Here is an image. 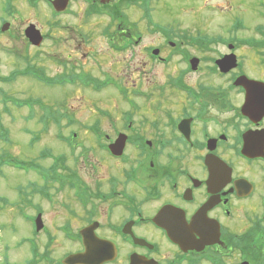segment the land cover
<instances>
[{
    "label": "flooded vegetation",
    "instance_id": "1",
    "mask_svg": "<svg viewBox=\"0 0 264 264\" xmlns=\"http://www.w3.org/2000/svg\"><path fill=\"white\" fill-rule=\"evenodd\" d=\"M19 1L37 19L22 17L15 26ZM45 1L48 18L38 12ZM167 1L0 0V44L14 39L25 44V78L97 94L107 90V99L122 103L130 95L144 97H133L120 112L97 103L99 110L94 105L96 114L87 124L73 112H55V122L65 119L66 127L74 128L61 134L71 138L74 162L54 178L70 193L58 209L61 224L50 229L39 199L51 205L54 195L46 169L40 173L43 181L23 213L35 247L25 239L16 242L27 247L22 264H66L68 256L86 251V229L94 252L85 264H264V0H226L228 15L221 11L213 19L206 0H177L184 9L176 24L175 18L160 17L173 14ZM184 18L196 27L180 29ZM94 37L113 54L139 58L144 67L172 69L163 81L154 77L147 89L137 81L130 87L103 68L104 57H98L96 68L85 69L79 61L70 63V55L64 61L57 49L50 56L58 71L48 76L40 60L47 41L64 39L84 49L81 55L95 56ZM149 99L155 102L152 115L138 114ZM80 127L89 136L88 146L76 140ZM118 139L124 145L114 155L111 145ZM81 165L93 172L82 175ZM96 173H104L105 184L93 179ZM41 232L45 241L37 240ZM58 232L69 248L55 256ZM3 251L0 264H20Z\"/></svg>",
    "mask_w": 264,
    "mask_h": 264
},
{
    "label": "rangeland",
    "instance_id": "2",
    "mask_svg": "<svg viewBox=\"0 0 264 264\" xmlns=\"http://www.w3.org/2000/svg\"><path fill=\"white\" fill-rule=\"evenodd\" d=\"M190 1L191 0H187L186 2L189 3ZM206 1V10H209L212 19L218 16L216 14H220L219 12H223L226 0ZM248 1L250 0H243L242 2L246 3ZM167 2L168 11L173 14L170 15L169 13L162 12L160 13V17L166 22L170 20V18H175L172 23L176 24L180 21L177 18H180L179 12L181 8L182 10L184 9V4L182 3V5H179L177 0H168ZM40 5L41 8L38 12L42 14L43 18H48L49 16L46 15V11L50 12L51 10L47 1ZM17 6L19 13L15 15L12 20L15 26L19 25L22 17L37 19L35 17L38 16L35 15V13L32 14L23 1H19ZM189 12H192L194 15L195 8L191 9ZM222 14L228 15L227 12H223ZM201 17L202 15L196 16L198 20L203 19ZM247 17L249 19L253 18L250 15ZM245 21L248 22L246 19ZM181 22L180 29L183 27L194 29V27H196L192 20L184 18ZM202 22L204 24L206 21ZM101 27L102 25H97L98 31H100ZM53 33L58 35L62 34V31ZM151 38L152 36L149 37L150 40ZM64 41L65 40L62 39L58 44L47 41L42 48L44 55H41L40 60L41 64L46 66L48 76L53 77L58 71V64L55 59H53V56H50V52L54 53L57 49L62 51L64 61L67 60V56L70 55L72 56L70 63L72 61H79L85 69L96 68L95 63L98 57H104L106 60L102 63L103 68L109 70L110 73L116 76L125 78L130 87L133 86L134 81H137L136 83L139 82L143 84V89H147L148 84L155 79L154 77L157 76L156 78L159 81H163L164 76L168 75L172 69L171 66L165 70L159 66L156 68L144 67L140 63L139 58L130 57L129 53L125 56L113 54L101 38L96 39L94 37L92 43H90V49L98 54L95 56L89 53L88 55H81L80 52H84V49L80 51L73 44ZM25 48L23 42L16 41L15 39L0 44V77H9L16 71L23 70L26 64L23 57ZM10 49H17L20 54L17 55V53L9 51ZM31 53L32 57L34 53ZM32 58L34 59V57ZM35 62L37 63V61ZM69 92L72 93L70 94ZM107 92V90H104L102 94L91 93L89 90H82L79 86L73 89L56 87L53 85L49 86L37 79H28L25 78V76H19L12 82H4L0 79V122L3 124V126L0 124V250L3 248L4 253L7 252V248H11L7 254H9L12 263L17 262L22 264L28 257L25 252L27 249L26 245H20L19 243L16 245V242L24 241L25 239L28 245L35 247V243L30 241V237L33 234L32 226L25 222L23 213L27 205L26 200H28L29 196H32V190L41 185L43 180L40 177V173L45 169L48 174V179L51 180L47 183H50L48 190L54 195V203L50 205L39 198H36V200L39 199L40 203L46 208L45 211L47 213L45 219L50 229L57 230V227L62 222L58 209L60 208L62 200H66L67 193H70V191L66 192L64 189L63 191L59 189V186L55 182L56 179L54 178H56L58 173H66L63 170L70 171L68 168H71V163L74 162L71 148H69L70 143L61 137L63 133L69 135L74 128H67V121H65V119L61 122H55V112L57 113L62 110L63 113L68 111L71 113L73 112L87 124L93 120L94 116L92 115L96 114L94 113V105L97 106V103L101 107H112L113 105V107L120 112V109H122L121 107L128 108L131 100L133 101L134 98L137 100L141 98L139 96L130 95L126 97L127 102L123 101L122 103L121 100L116 101L107 99ZM154 106L155 102L151 99L145 100L138 114L151 116L152 112H154ZM97 110H99V106H97ZM48 113H52L53 116L48 117L49 120L48 118H44L41 124L38 121L39 117L41 118V115L46 116ZM137 119L141 118L137 117ZM58 124H60V127ZM75 129L77 130L76 127ZM78 129L80 132L77 131L79 132V136L76 140L78 139L77 141L79 143L83 142L86 146L90 145L89 136L85 131L82 132V127ZM5 131H8V136ZM6 137L8 140L5 139ZM32 138L37 139L33 140ZM9 158L34 163L32 166L30 164L28 170L22 171L14 166L13 163V166L7 164V161H11ZM90 161L92 164L94 163L93 160ZM52 162L54 163V168H50L52 167ZM67 163L69 164L68 168ZM49 165L51 166L49 167ZM78 168L79 173L82 175L87 174L89 171L93 172V169L87 170V165L85 167L81 165ZM104 178V173L102 175L96 173V176L93 177L95 181L101 179L105 184L106 179ZM27 180L36 181L37 186L34 187L30 185ZM64 181L65 179L62 180V185H64ZM56 235L58 240L53 248L56 249L55 256L63 254L69 248L68 244L63 241L62 234L58 232ZM37 240L45 241V234L41 232Z\"/></svg>",
    "mask_w": 264,
    "mask_h": 264
},
{
    "label": "water",
    "instance_id": "3",
    "mask_svg": "<svg viewBox=\"0 0 264 264\" xmlns=\"http://www.w3.org/2000/svg\"><path fill=\"white\" fill-rule=\"evenodd\" d=\"M34 36H36V34H34ZM38 39H34L32 37L33 40H40L39 37H37ZM124 142L122 140V142L118 139L117 142L113 145H111V149L112 152L115 154H121L122 153V148H123ZM37 222V229L40 230L43 227V223H42V216L41 214L38 215V218L36 220ZM82 237L84 240V244L86 246V251L85 252H81L75 255H70L68 256L64 262L66 264H85V263H89L91 257H92V253L94 252L93 250H90L91 248H88V245L93 242V237L91 234V231H89L88 229L82 231ZM96 241V240H95Z\"/></svg>",
    "mask_w": 264,
    "mask_h": 264
},
{
    "label": "trees",
    "instance_id": "4",
    "mask_svg": "<svg viewBox=\"0 0 264 264\" xmlns=\"http://www.w3.org/2000/svg\"><path fill=\"white\" fill-rule=\"evenodd\" d=\"M35 73V72H34ZM34 73H32L34 76H38L40 79L42 78H45V79H47V77H45L44 75H41V74H39L38 72H36L35 74ZM26 74H28V73H26L24 70H20V71H17L16 73H13L12 75H10L9 77H0V79L2 80V81H4V82H12V81H15L19 76H22V75H26ZM50 116H53L52 115V113H48V114H46V116H44V117H42L43 119L44 118H48V117H50ZM48 120H49V118H48ZM0 124L3 126V124L0 122ZM6 132V134H7V136H8V131H5ZM38 138V137H37ZM37 138H32L33 140L34 139H37ZM6 140H8V138L6 137L5 138ZM10 160H11V162H14L15 163V165L17 166V167H19V168H21V169H23V168H25V167H30V164H31V166L33 165V163L34 162H27V161H19V160H17V159H11V158H9Z\"/></svg>",
    "mask_w": 264,
    "mask_h": 264
}]
</instances>
